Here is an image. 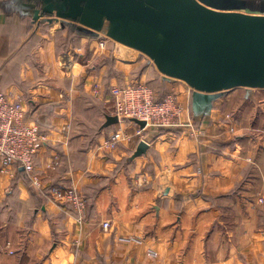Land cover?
<instances>
[{
  "label": "crops",
  "instance_id": "1",
  "mask_svg": "<svg viewBox=\"0 0 264 264\" xmlns=\"http://www.w3.org/2000/svg\"><path fill=\"white\" fill-rule=\"evenodd\" d=\"M186 1L158 0L197 33L240 49H264V0H190L188 8ZM91 7L72 20L59 17L57 10L48 12L43 0H0V90L23 97L33 120L38 108L67 94L70 100L51 115L54 130L37 159V173L46 186L75 187L88 203V219L80 224L75 210L48 191L35 194L24 180L2 177L0 264H264V209L258 199L250 201L255 190L264 191L261 114L249 126L245 111L241 129L250 135H241L235 148L231 140L219 145L184 129H147L143 138L115 151L105 149L102 144L114 132L139 129L130 121L104 126L115 85L144 82L162 96L176 95L186 119L210 135L221 131L225 113L215 93L161 70L151 52L111 38L106 17L97 29ZM102 41L107 47H100ZM110 41L145 56L149 66L136 75L142 62L116 56L110 65L102 60L96 65L108 55ZM65 54L82 61L73 76L65 70ZM195 95L215 96L211 109L208 102L196 109ZM88 114L95 122L83 121ZM141 141L149 150L131 159ZM55 156L59 166L47 169ZM251 160L261 169L251 172ZM245 178L239 195H231ZM22 204L31 211L26 222L19 214ZM221 209L234 214V220L221 216ZM105 221L111 222L110 230L103 229ZM159 223L179 225L175 238L157 229L149 232ZM227 224L234 237L222 227ZM129 238L138 241H125Z\"/></svg>",
  "mask_w": 264,
  "mask_h": 264
},
{
  "label": "water",
  "instance_id": "2",
  "mask_svg": "<svg viewBox=\"0 0 264 264\" xmlns=\"http://www.w3.org/2000/svg\"><path fill=\"white\" fill-rule=\"evenodd\" d=\"M43 1L48 12L54 9L59 17L72 20L94 6L91 8L97 12L94 14L97 29H101L106 17L111 38L151 52L161 70L188 81L198 90L216 93L237 88L264 89V49H240L211 34L197 33L189 22H177L173 8L158 0ZM214 99L212 95H195L194 106L197 109L204 102L210 105ZM134 122L142 129L146 127L144 121ZM118 123L117 116H108L104 126ZM149 147L146 141H141L131 159L145 155Z\"/></svg>",
  "mask_w": 264,
  "mask_h": 264
},
{
  "label": "built area",
  "instance_id": "3",
  "mask_svg": "<svg viewBox=\"0 0 264 264\" xmlns=\"http://www.w3.org/2000/svg\"><path fill=\"white\" fill-rule=\"evenodd\" d=\"M105 46L106 42L102 41L100 47ZM64 67L73 76L76 70L81 68V64L68 55L64 58ZM69 100L67 94L62 93L59 101L38 108L37 117L33 120L29 116L23 97L0 90V180L2 177L14 180L18 172L23 171L39 191H46L47 187L37 173L36 162L47 145L49 133L54 130L51 115ZM107 103L110 105L111 116H117L121 124L140 120L146 122V127L144 129L139 127L135 134L121 128L105 140L102 144L105 149L116 150L124 142L131 143L137 137L143 138V132L147 129L169 131L184 129L197 139L203 136V131L194 128L191 121L186 119L184 104L176 95L169 94L164 99H159L158 93L144 82L113 86ZM59 164V158L55 156L46 168L53 170ZM48 195L52 199L69 204L77 214L78 223L83 224L87 221V199L78 189L56 186L48 191ZM102 227L104 230H110L111 222H103ZM125 241L138 240L129 238ZM149 254L153 258L158 257L154 251Z\"/></svg>",
  "mask_w": 264,
  "mask_h": 264
},
{
  "label": "rangeland",
  "instance_id": "4",
  "mask_svg": "<svg viewBox=\"0 0 264 264\" xmlns=\"http://www.w3.org/2000/svg\"><path fill=\"white\" fill-rule=\"evenodd\" d=\"M107 45H108V51H109L108 55L99 57L98 61L96 62V65L101 62L100 60H102V64L104 63L106 65L107 64L110 65L113 61V58L116 56L117 59L119 58L120 60L127 59V62H136V61L142 62V65H140L138 68L135 69L136 75H138L143 70V68H145V66H149V61L147 60V58L145 56H142L141 54L133 52V51H128L124 47H122L118 44H115L114 42H111V41ZM132 54L136 55V57H132L131 56ZM68 55L69 54H65V56H68ZM76 61L79 62L80 64H82L81 60L76 59ZM161 94H163V93H161ZM215 95L217 96V99L221 101L220 105H219L220 111H223V113H225V115L221 118V120L219 122V126H220L221 131H219L217 134H211L210 135V134H208L206 129H204V130L198 129V130L203 131V136H202L203 139L204 138L205 139L211 138L212 140H214V142L218 141L217 144H219V145L223 144V142H226V140H231L230 146L232 148L237 147V141L240 139L241 135H245V134L250 135V132H248V131L244 132L245 128L241 129V123H242L241 121H244L243 117H245L244 113L246 110H248V112H247V115H248L247 123L249 126L253 125V124L249 123V121H251L253 123V120L255 118H257V114L258 115L261 114V120L263 121V125H262V128H260L261 129L260 132L264 134V89L262 90V89H251V88H237L234 90L217 91L215 93ZM160 96H162V95H160ZM81 117L84 118L83 121L95 122L94 121V119H95L94 115L88 114V116L84 115ZM85 117H87V118H85ZM131 123L135 127H140L135 122H131ZM254 131L256 132L257 130L254 128ZM242 132H244V133H242ZM215 146L217 148L220 147L218 145H215ZM221 148L222 147H220L219 149H221ZM111 151H115V150H111ZM250 163H251V165L248 166V169H251V172L254 173L255 170L261 169V167H259V166L257 168L256 164L254 163V160H253V162L251 160ZM4 178H6V177H4ZM250 179L251 178L249 176L248 181H251ZM246 181L247 180L245 178L241 184L240 183L237 184V187L235 188V192L231 193V195H236V196L239 195V192H240L241 188L246 184ZM248 186L249 187L250 186L255 187L252 184H249ZM45 187H48V186L45 185ZM255 199L256 200L258 199V202H259L258 205H261L263 207L262 208V210H263L264 209V191H260L257 194V191L255 190L253 193H251L250 201L253 202ZM17 201L20 202L19 198L16 199V202ZM219 211H218V213H220L221 216H224L226 214L227 216L230 217V221L234 220V214H230L229 211L226 213V211L224 209H221ZM12 212L14 213V210ZM30 213H31V211H30L29 205H23L22 204V208L19 212V214H21V216H22L21 217L22 220H25V222H26L27 219H29ZM235 215L239 216L238 214H235ZM263 216H264V214H263ZM7 218H9V217H7ZM205 227L207 228L208 226H205ZM222 227L228 231V234H230V236H232V237L235 236V231L232 228V225L227 224V225H224ZM261 227L262 228H260V229H264V224L262 225V223H261ZM149 228H150L149 232H152L154 229H157L158 233H162L163 235L168 234L171 238H175L177 231L180 229V226L179 225L175 226V225H170V224L168 225L167 223H163V224L159 223L158 225H151Z\"/></svg>",
  "mask_w": 264,
  "mask_h": 264
},
{
  "label": "trees",
  "instance_id": "5",
  "mask_svg": "<svg viewBox=\"0 0 264 264\" xmlns=\"http://www.w3.org/2000/svg\"><path fill=\"white\" fill-rule=\"evenodd\" d=\"M68 26V25H67ZM108 92V91H107ZM158 93V92H157ZM158 97H159V99H164V97L165 96H160V94L158 93ZM161 132H163V131H161ZM17 179H22V180H24L27 184H28V187L31 189V190H33L34 192L36 191V193L35 194H40L39 193V190L36 188V186L28 179V177H27V175L25 174V172H23V171H19L18 172V175H17V177H16ZM58 187V186H63L64 187V185H62L61 183H55V184H52L51 186H48L47 188H46V191H50L53 187ZM66 187H68V186H66Z\"/></svg>",
  "mask_w": 264,
  "mask_h": 264
}]
</instances>
